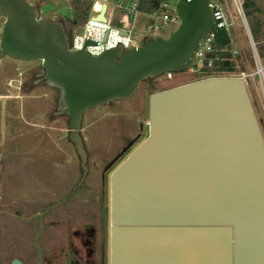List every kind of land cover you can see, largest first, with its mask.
<instances>
[{
  "label": "water",
  "instance_id": "1",
  "mask_svg": "<svg viewBox=\"0 0 264 264\" xmlns=\"http://www.w3.org/2000/svg\"><path fill=\"white\" fill-rule=\"evenodd\" d=\"M213 8L216 21L209 0H179L180 23L168 37L92 55L71 49L64 23L30 1L0 0V56L41 61L38 75L58 90L55 113L70 118L85 176L84 113L194 66L211 28L227 44ZM105 9L96 18L105 20ZM108 220L109 264H150L162 248L192 250L196 264H264V139L240 77L208 76L150 94L145 136L109 172Z\"/></svg>",
  "mask_w": 264,
  "mask_h": 264
},
{
  "label": "rangeland",
  "instance_id": "2",
  "mask_svg": "<svg viewBox=\"0 0 264 264\" xmlns=\"http://www.w3.org/2000/svg\"><path fill=\"white\" fill-rule=\"evenodd\" d=\"M28 1L39 8L41 16L62 21L65 28L66 17L73 15V0ZM211 1L218 2L227 20L233 22L228 45L242 49L239 69H253L248 33L233 1ZM93 3L90 12L95 15ZM256 6L260 11L254 15ZM111 9L109 5L110 18ZM244 9L264 65V0H255V5L245 4ZM255 16L263 27H256V34ZM4 20L0 15L1 28ZM149 22L148 16H137L135 34L139 40L151 34L146 29ZM81 25L70 26L68 34L79 32ZM177 26L171 24L153 34L168 37ZM40 68L39 60L19 61L0 56V264H10L14 256H30L47 244L48 235L43 236L39 227L37 212L41 209L46 210L44 216H65L70 224L96 220L102 195L105 196L104 168L131 138L139 134L140 141L145 136L150 94L194 81L197 75L189 69L163 73L141 82L128 99L87 110L80 133L88 154V171L84 185L73 192L83 172L81 157L69 139V116L55 113L58 90L36 76ZM255 78L257 88L253 86L247 91L264 139V94L258 77ZM28 79H32L33 85L26 84Z\"/></svg>",
  "mask_w": 264,
  "mask_h": 264
},
{
  "label": "built area",
  "instance_id": "3",
  "mask_svg": "<svg viewBox=\"0 0 264 264\" xmlns=\"http://www.w3.org/2000/svg\"><path fill=\"white\" fill-rule=\"evenodd\" d=\"M93 1H95L97 13L92 15L91 12H89L87 20L81 25V30L69 35V45L73 50H86L92 55H100L106 50L119 46L123 49L136 48L142 45L147 37L157 36L153 34L155 31L169 27L171 24L180 23V17L176 9L179 0H149L146 1V6L144 8L142 7L143 0H92L91 5L94 4ZM232 1L248 33L253 69H239L238 62L241 58L242 49L228 45L231 42V36L227 44H222L224 47H216L215 42L217 39L219 40V38L216 30L211 28L203 38L198 50L195 52V65L191 66L189 70L197 72L203 67H212L219 61H234L237 70L231 75L240 77L246 89L252 88L253 86L257 88L255 82V77L257 76L264 94V65L260 59L257 50V42L253 38L246 17L244 9L245 0ZM103 4H106L104 12L105 20L96 18ZM109 5L112 6L111 11L113 17L111 18L107 16ZM209 6L212 9V15L215 21L217 19L213 7L216 6V9L220 12L224 26L229 32V27L233 25V22L227 20L223 8L219 6L218 2H212L211 0H209ZM139 14L150 18V22L146 24V29L151 34L144 35L141 40H139L135 34V22ZM1 29L0 27V34ZM8 85H11V81L8 82ZM20 87L21 84L18 86V90Z\"/></svg>",
  "mask_w": 264,
  "mask_h": 264
},
{
  "label": "flooded vegetation",
  "instance_id": "4",
  "mask_svg": "<svg viewBox=\"0 0 264 264\" xmlns=\"http://www.w3.org/2000/svg\"><path fill=\"white\" fill-rule=\"evenodd\" d=\"M36 76L44 79L43 76L38 74ZM135 138L133 144L122 152ZM139 139V134L131 138L105 166L103 171L105 196L102 195V205L100 211L96 214V220L70 224L65 216H44L46 210L41 209L37 212L41 220L39 227L42 229L41 234L43 236L44 234L48 235L47 244L39 246V251L30 256L27 255L25 258L14 256L11 261L17 257L24 264H109L108 175L139 142ZM86 175L87 172L85 176L82 172L79 182L73 188V192L79 186L84 185ZM34 224L37 225V223Z\"/></svg>",
  "mask_w": 264,
  "mask_h": 264
},
{
  "label": "trees",
  "instance_id": "5",
  "mask_svg": "<svg viewBox=\"0 0 264 264\" xmlns=\"http://www.w3.org/2000/svg\"><path fill=\"white\" fill-rule=\"evenodd\" d=\"M146 1H149V0H143V4H142L143 8L146 6V4H145ZM150 1H154V0H150ZM249 3L251 5H255V0H246L245 1L246 6H248ZM91 4H92V0H73V15H72V17H66V22L68 25V26L66 25V30H68V28L72 25H80V24H83L87 20V18L89 16ZM259 11H260V8L258 6H256L254 9V15ZM253 26H254L253 29L255 30V34L257 32L256 27H258L259 29L263 28L260 19H258L256 16H255ZM215 46L216 47H224L219 42L218 39L215 42ZM250 58L252 59L251 54H250ZM236 70H237V67L235 66L234 61H232V62H230V61H219V62L215 63V65L212 67H203L201 70L195 72V73H197L196 80L201 79V78H205L208 76L231 75V74L235 73ZM29 82L31 85H33L32 79H28L26 84H29ZM22 90H24V89H22Z\"/></svg>",
  "mask_w": 264,
  "mask_h": 264
},
{
  "label": "crops",
  "instance_id": "6",
  "mask_svg": "<svg viewBox=\"0 0 264 264\" xmlns=\"http://www.w3.org/2000/svg\"><path fill=\"white\" fill-rule=\"evenodd\" d=\"M156 258L150 259V264L156 260L157 264H196V254L193 251L177 248H165L155 251Z\"/></svg>",
  "mask_w": 264,
  "mask_h": 264
}]
</instances>
